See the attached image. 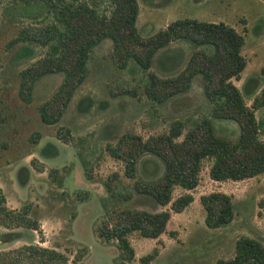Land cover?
<instances>
[{
    "label": "rangeland",
    "instance_id": "1",
    "mask_svg": "<svg viewBox=\"0 0 264 264\" xmlns=\"http://www.w3.org/2000/svg\"><path fill=\"white\" fill-rule=\"evenodd\" d=\"M87 2L98 12H108L105 0ZM12 4L0 0V188L8 207L29 203L28 214L37 219L39 227L8 230L0 226V249L35 242L61 250L70 264L75 251L84 247L86 252L75 264H141L139 256L157 247L158 254L145 264H212L217 258L232 256L234 241L241 234L264 244V171L239 180H214L208 175L210 159L203 158L198 182L188 190L192 201L181 211L171 212L165 231L158 237L129 233L134 257L121 262L114 240L97 237L94 225L114 208L152 211L167 207L131 186L135 179H157L163 163L157 156L143 153L137 158L135 176L129 178L123 174L122 164L105 150V144L114 143L125 131L143 137L164 131L174 118L184 119L186 130L200 116L208 115L210 106L202 92L201 75L194 74L185 91L157 103L144 94L146 73L133 60L123 68L111 63V40L106 37L92 47L86 76L59 119L46 124L39 118L37 105L57 89L62 74L46 73L37 78L31 101H22L17 94L18 71L43 54L46 47L29 45L25 52L18 44L9 47L7 42L21 25L47 18L27 19ZM137 4L135 26L143 36L181 17L233 26L243 35L240 51L246 59L233 83L247 105L264 86V0H137ZM192 50V43L186 39L171 40L155 51L150 70L160 77L174 75ZM121 88L128 93L112 94ZM254 115L259 137L264 138V106L255 109ZM210 118L217 135L236 139L238 126L234 120ZM60 126L69 129L72 142H62L55 136ZM34 131L39 132L36 141L31 137ZM44 147L49 150L44 152ZM31 158L42 166L41 170L30 163ZM213 190L230 195L233 217L224 225L210 228L203 222L199 195ZM183 191L175 186L172 196Z\"/></svg>",
    "mask_w": 264,
    "mask_h": 264
},
{
    "label": "trees",
    "instance_id": "2",
    "mask_svg": "<svg viewBox=\"0 0 264 264\" xmlns=\"http://www.w3.org/2000/svg\"><path fill=\"white\" fill-rule=\"evenodd\" d=\"M18 13L30 19L46 16L47 19L26 22L8 40L9 47L18 44L28 51L29 45L46 47L43 54L18 71V97L28 103L34 82L46 73L62 74L57 89L37 105L39 118L46 124L56 122L74 89L86 76V61L92 47L103 38L111 40V63L123 68L133 60L146 73L144 94L152 101L163 102L172 95L188 89L194 74L202 78V92L209 103L208 115H202L191 127L183 130L185 120L172 119L164 131L146 137L125 131L114 143L107 142L105 150L122 164L126 177L135 176L137 158L143 153L157 156L163 163L160 176L153 181L133 180L137 193L150 196L155 203L167 207L146 210L121 207L111 210L94 225L97 237L114 240L121 262L134 257L128 238L136 231L142 237L156 238L165 231L171 212L181 211L193 196L188 190L198 182L201 160L209 158L208 175L214 180H239L264 171V138L259 137V123L254 110L264 106V86L260 87L246 104L241 91L233 83L246 64L240 49L243 35L223 21H206L192 17L175 18L153 33L143 36L136 29L137 0H105L108 12H98L87 0H9ZM186 39L193 45L184 66L174 75L160 77L150 70L151 59L157 49L171 40ZM210 48L207 51L204 47ZM22 54H25L24 51ZM119 89L113 93H128ZM232 119L237 123L235 140L220 137L214 131L211 118ZM39 132L31 134L36 141ZM55 136L62 142L73 140L68 128L60 126ZM49 149L43 148L46 152ZM30 163L41 170L42 166ZM115 174H113L114 176ZM179 186L185 191L172 196ZM204 210L203 222L213 228L228 223L233 217L229 194L219 190L199 195ZM30 204L18 208L5 204L0 188V226L38 229L37 219L30 216ZM11 231L8 232V234ZM15 234L17 232H14ZM86 252L75 251L70 264H75ZM158 253L157 247L139 256L145 264ZM69 257L61 250L35 242L0 249V264H69ZM212 264H264V244L246 234L234 241L231 257L217 258Z\"/></svg>",
    "mask_w": 264,
    "mask_h": 264
},
{
    "label": "crops",
    "instance_id": "3",
    "mask_svg": "<svg viewBox=\"0 0 264 264\" xmlns=\"http://www.w3.org/2000/svg\"><path fill=\"white\" fill-rule=\"evenodd\" d=\"M158 254V253H157Z\"/></svg>",
    "mask_w": 264,
    "mask_h": 264
}]
</instances>
